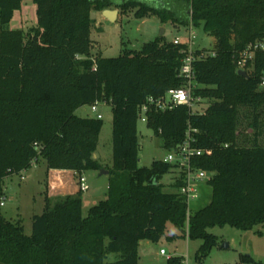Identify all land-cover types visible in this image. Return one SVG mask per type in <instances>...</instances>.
Returning <instances> with one entry per match:
<instances>
[{
	"label": "trees",
	"instance_id": "16d2710c",
	"mask_svg": "<svg viewBox=\"0 0 264 264\" xmlns=\"http://www.w3.org/2000/svg\"><path fill=\"white\" fill-rule=\"evenodd\" d=\"M25 1L0 0V264H139L140 244L159 243L168 224L180 238L202 242L196 260L203 264L218 244L209 230L264 228V54L247 77L238 75L235 64L237 52L264 41V0H31L37 26L13 30ZM170 1L186 3L185 24L202 27L215 40V56L194 67V96L209 102L204 113L178 106L148 115V128L167 151L189 131L205 150L194 162L213 173L212 200L189 221L179 193L182 179L176 178L174 193L161 183L176 168L163 161L139 166L138 132L147 98L184 86L179 73L187 46L157 40L117 58H91L92 12L118 9L135 11L139 19L157 14L164 22H180L166 8ZM98 101L109 104L113 116L106 198L84 215L83 192L46 197L27 235L21 221L3 215L5 181L37 165L78 177L102 170L95 155L103 121L76 115ZM243 111L252 114L247 127L253 138L240 131ZM242 262L256 263L250 257ZM168 264H183V258Z\"/></svg>",
	"mask_w": 264,
	"mask_h": 264
},
{
	"label": "rangeland",
	"instance_id": "374dc122",
	"mask_svg": "<svg viewBox=\"0 0 264 264\" xmlns=\"http://www.w3.org/2000/svg\"><path fill=\"white\" fill-rule=\"evenodd\" d=\"M153 4L155 0H141ZM30 5L33 2L29 3ZM169 11L175 12L180 22H164L157 14H150L144 19H139L135 11L120 13L115 23L108 22L100 12H92L96 21L91 28V58L96 61L98 58H117L124 50L140 51L144 44L157 40L173 43L179 39L183 44H189L191 28L195 39L193 40L194 51L210 53L215 47V40L206 34L202 27H191L185 24L188 19V5L184 2L170 1L166 4ZM35 9L26 7L16 12L10 28L13 30L28 31L37 26L36 6ZM31 9V10H30ZM90 14V15H92ZM177 19V20H178ZM184 22V23H182ZM164 30V35L161 32ZM209 102H203L194 110L206 109ZM98 112L102 115L103 128L99 138L97 156L103 166V171L112 167V107L109 104H101ZM76 115L80 118H94L90 106L80 108ZM249 111H243L240 131L246 138H253V132L247 127L252 120ZM139 166L150 168L153 162L163 161L167 158L169 151L163 148L162 140L156 137L147 124L139 121ZM95 155V157H96ZM101 171H90L84 174L90 190L83 193V214L87 215L89 209L98 202L93 198H106L109 184L108 175L100 176ZM179 175L174 169L166 174L161 183L166 186V191L176 192L172 185ZM25 180L21 181L19 176L8 178L5 181V206L2 207L4 217L11 222L21 221L27 235L32 234V217L41 215L44 208V200L41 192L43 188L39 185L38 176L35 173L24 175ZM199 199L190 205L191 215L208 206L212 200V189L207 184L199 185ZM100 200V201H101ZM94 201V202H93ZM261 230L263 235H258ZM209 233L218 238V244L211 251L209 257L203 264H247L242 262L243 257H250L256 263L264 264V228H257L254 231L244 232L226 226L216 227L209 230ZM180 231L172 224H168L164 238L157 244L143 242L139 249V264H168L169 258L181 257L183 264H200L196 260L201 241H192L180 238ZM227 245V248H224ZM164 250L167 256H162ZM114 261V256L109 258Z\"/></svg>",
	"mask_w": 264,
	"mask_h": 264
},
{
	"label": "built area",
	"instance_id": "2783aa9c",
	"mask_svg": "<svg viewBox=\"0 0 264 264\" xmlns=\"http://www.w3.org/2000/svg\"><path fill=\"white\" fill-rule=\"evenodd\" d=\"M194 39L195 36L191 28L189 44H185L187 49L182 52L184 54V59L182 60L179 73V77L185 82L184 86L179 89L170 90L162 97L147 98L146 102L139 108V121L147 124L148 115L151 112H166L178 106H186L190 108L193 113H204L205 109L194 110L195 107L200 106L204 102L201 98L194 96V91L198 87L194 67L198 60H204L207 57L215 56V54L213 51L210 53L194 51L192 49ZM173 44L178 46L183 43L179 39H176ZM197 52H200V54L197 55ZM258 54H264V41L250 44L244 50L237 52L235 64L238 71H245L247 73V71L251 70ZM262 86H264V82ZM101 104L106 105L107 103L98 101L91 106V112L95 115L94 118L98 120H102L103 118L98 112V107ZM194 132L197 133V131ZM196 142V138L193 136L192 132L189 131L184 142L177 148L169 151L170 154H168L167 158L164 160L165 163L174 166L179 171V178H181L183 182L179 193L184 198L187 205L188 221L191 216L190 205L193 201L199 199V185H208L213 178V173L200 170L196 167L194 161L201 158L205 153V150L197 147ZM27 172L28 171H24L19 175L21 181L25 180L24 175H26ZM77 183L80 192L86 193L90 190L84 175L78 177ZM5 200L6 198L2 199L1 207L5 206ZM161 255L167 256L164 250L161 251Z\"/></svg>",
	"mask_w": 264,
	"mask_h": 264
},
{
	"label": "crops",
	"instance_id": "0c3cea01",
	"mask_svg": "<svg viewBox=\"0 0 264 264\" xmlns=\"http://www.w3.org/2000/svg\"><path fill=\"white\" fill-rule=\"evenodd\" d=\"M32 2L31 0L25 1L23 3L21 13L23 9L26 7L35 9V5L29 4ZM30 9V10H31ZM187 15H190V11L188 9ZM120 16V14H119ZM118 16V18H119ZM15 18V17H14ZM14 20V19H13ZM96 158L98 156L96 155ZM35 173V177L38 176V182L39 185L43 188L42 192L40 193L42 196V199L45 201V198L48 197L50 199H55L58 197H64V196H72L75 195L79 192L78 189V176L76 175L75 172L72 171H57V170H52V171H47L46 167L44 165H37L32 167L28 172L27 175L31 173ZM108 191V188H107ZM94 201H97L98 203L100 202L101 198L96 197L93 198ZM93 201V202H94ZM45 206V204H44ZM44 210V208H43ZM36 215H33V217ZM32 217V219H33ZM143 245V242L140 244V246ZM140 249V248H139Z\"/></svg>",
	"mask_w": 264,
	"mask_h": 264
},
{
	"label": "water",
	"instance_id": "95a60500",
	"mask_svg": "<svg viewBox=\"0 0 264 264\" xmlns=\"http://www.w3.org/2000/svg\"><path fill=\"white\" fill-rule=\"evenodd\" d=\"M102 16L110 23H115L118 19V16H119V11L118 10H105L102 12ZM95 17V14H92L91 15V19H93ZM164 35V30L161 32V36ZM238 75L239 76H243V77H247V73L245 71H238ZM101 173H100V176H103V175H108L109 172L108 171H103V170H100ZM228 246L227 245H224V248H227Z\"/></svg>",
	"mask_w": 264,
	"mask_h": 264
}]
</instances>
